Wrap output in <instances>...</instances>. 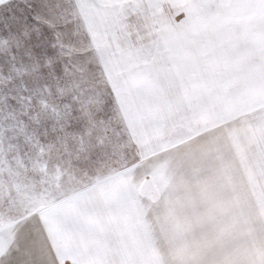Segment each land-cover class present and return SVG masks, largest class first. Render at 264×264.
<instances>
[{
	"label": "snow or ice",
	"instance_id": "1",
	"mask_svg": "<svg viewBox=\"0 0 264 264\" xmlns=\"http://www.w3.org/2000/svg\"><path fill=\"white\" fill-rule=\"evenodd\" d=\"M0 264H264V0H0Z\"/></svg>",
	"mask_w": 264,
	"mask_h": 264
}]
</instances>
